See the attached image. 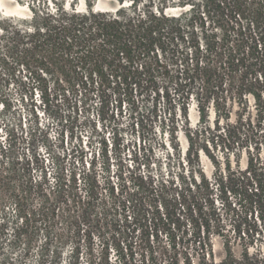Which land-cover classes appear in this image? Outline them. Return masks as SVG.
Returning a JSON list of instances; mask_svg holds the SVG:
<instances>
[{"label": "trees", "instance_id": "1", "mask_svg": "<svg viewBox=\"0 0 264 264\" xmlns=\"http://www.w3.org/2000/svg\"><path fill=\"white\" fill-rule=\"evenodd\" d=\"M96 2L28 0L24 17L0 13V95L16 88L24 102L27 94L30 100L36 94L44 110H58L71 124V136L77 132L75 122L88 128L89 145L100 147L98 158L106 169L109 153L117 159L121 155L117 126L109 149L94 122L76 116L93 102L102 121L111 120L112 96L119 108L128 106L135 115L132 131L139 135L140 145L131 151L136 162L140 159L147 170L152 164L168 168L177 188L172 202L165 203L170 244L163 257L151 251L142 264H264V253L248 249L255 231L250 226L245 237L237 229L241 242L221 235L223 255L216 258L212 217L204 212L211 182L203 166L204 158L216 171L220 168L216 148L229 155L260 140L264 0H108L110 10H96ZM207 18L223 27L235 22L236 44H218L204 29ZM1 100L8 120L0 124V264H78L74 240L95 215L98 158L93 156L91 171L81 173L82 187L75 173L67 180L60 145L64 132H56L60 146L53 144L39 124L36 105L26 107L25 118L11 112L8 96ZM162 103L163 112L158 109ZM79 157L82 161L83 154ZM231 181L264 223V164L250 158ZM109 196L113 201L102 202L100 214L111 226L126 224L131 195L121 201L112 187ZM187 223L195 232L181 250L171 228L180 230Z\"/></svg>", "mask_w": 264, "mask_h": 264}, {"label": "rangeland", "instance_id": "2", "mask_svg": "<svg viewBox=\"0 0 264 264\" xmlns=\"http://www.w3.org/2000/svg\"><path fill=\"white\" fill-rule=\"evenodd\" d=\"M27 2L28 0H0V13L6 17H24L28 13ZM128 5V2L124 3V6ZM79 8H84L82 2ZM95 9L110 10L112 6L108 4V0H97ZM205 22V31L207 34L213 35L218 44L225 48H230L236 44L237 38H239V26L235 22L224 27L213 18H207ZM240 23L244 25V20ZM224 29L227 30V36L224 34ZM225 38L228 39V42L223 41ZM257 74L262 75V71ZM4 95L8 96L12 105L11 112L25 118H28L26 107L32 103L36 105L37 109L34 108V110L39 115V124L45 126L44 128L48 131L53 144H58L56 132L59 130L64 132L63 145L60 144L66 153L63 164L64 177L67 180L72 179L73 173H75L78 184L82 187L84 180L81 173L91 171L93 156L98 158L101 153L99 146L93 150L89 145L91 142L89 139L90 130L88 128L83 129L75 122L73 126L77 132L71 136V124L67 125L63 122L58 110L47 107L44 110V104L41 103L36 94L31 100L30 94H27V99L24 98V102H22V93L16 88L7 90L2 93V96L0 95L1 125L8 120L3 116L1 106V99H4ZM140 99L142 98L137 97L136 100L140 101ZM164 107L163 103L160 104L159 111L163 112ZM107 112L113 118L102 121L98 106L93 102H87L85 109H80L78 115L76 114L77 118L82 119L84 115L94 122L96 129L104 134L109 149L112 147V138L116 131L115 126H117V132L122 140L120 158L117 159L112 153H109L108 169L104 166L101 158H98L94 164V170L98 176L99 196L95 215L81 226L79 235L74 240L77 241L79 247L78 264L89 262L94 264H142V259H148L151 251L156 257H163L164 248H168L170 244L171 233L168 230L170 229V220L166 218L165 203L172 202L175 190H177L175 188L176 183L172 179L173 172L168 168L159 165L154 166L151 163L150 169L147 170L143 164L139 163L141 162L140 159L136 162L131 151L139 147V135L136 131H134L135 133L132 131V117L135 115L131 113L128 106L123 103L119 108L115 97L112 96ZM260 133L261 137H259L258 142L244 144L241 150H237L233 154L225 155L220 148H216L214 153L218 157L220 167L217 171L203 158L205 173L211 182L209 191L205 192L204 196L207 200L204 212L212 217L211 233H214L212 234V241L217 259L223 255L220 245L221 235H226L231 238V241H234L235 238L238 239L236 236L237 229H241V236L245 237L243 235L244 230L248 229L249 226L251 229H255L252 233L254 237L251 238L253 242L248 244L250 253H264V223L259 220L260 212L256 208L251 210L245 203L241 190L237 189L231 181L233 173L236 170H244L250 158L264 164V119ZM80 154H83L82 161H79ZM112 187L115 196L121 201L123 200L121 196L126 198L128 197L127 194L131 195L129 198L132 203L129 213L131 220L127 221L126 224L125 222L120 223L122 226L117 227L111 226L100 214L103 212L101 209L102 202L110 203L113 201L109 196ZM171 230L176 236L177 244H179L177 247H180L181 250L182 246L185 247L187 242L191 240L195 232L194 227L189 223L180 230L177 229V226ZM201 232H204L203 228ZM147 233L150 234L149 241L146 238ZM246 239H248L246 240L247 243H250V238L246 237ZM239 241L234 243L236 254H239L241 249V246L238 245Z\"/></svg>", "mask_w": 264, "mask_h": 264}]
</instances>
